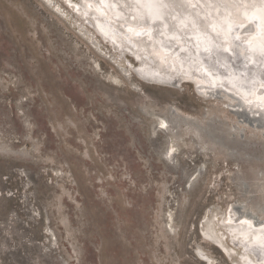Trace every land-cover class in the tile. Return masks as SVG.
<instances>
[{
  "label": "rangeland",
  "instance_id": "obj_1",
  "mask_svg": "<svg viewBox=\"0 0 264 264\" xmlns=\"http://www.w3.org/2000/svg\"><path fill=\"white\" fill-rule=\"evenodd\" d=\"M43 1L53 10L0 0V264H234L239 247L223 236L227 257L200 222L264 203V157L204 143L168 112L215 115L264 140L263 119L220 111L191 81H141L133 55L78 30L65 0Z\"/></svg>",
  "mask_w": 264,
  "mask_h": 264
},
{
  "label": "bare ground",
  "instance_id": "obj_2",
  "mask_svg": "<svg viewBox=\"0 0 264 264\" xmlns=\"http://www.w3.org/2000/svg\"><path fill=\"white\" fill-rule=\"evenodd\" d=\"M65 1L76 18L80 17L76 19L78 30L89 24L118 54L133 55L138 61L135 71L139 75L160 84L191 81L203 99L215 100L205 95L219 93L224 97L222 103L234 109L243 106L254 117L257 113L258 121L263 116L264 125V27L260 29L264 0ZM89 36L92 45L99 47L98 38ZM230 93L238 101L228 97ZM220 106V111H229ZM168 115V121L159 120L157 125L164 127L166 121L173 128L184 124L198 131L204 143L228 149L235 157L245 155L258 161L264 157L261 148L258 151L251 147H264V140L255 129L247 134L245 126L236 122H227V126L226 120L215 115H203V119L208 118L204 122L177 113ZM167 147V154L171 155L172 144ZM240 180L248 185L243 178ZM263 206L264 203L257 202L241 204L242 221L233 217L231 207L220 219L216 211L210 210L213 214L204 215L200 222L201 236L220 241L224 233L217 232L214 225H222L229 232L228 239L239 247L235 264H264V223L253 225L256 222L250 221L252 216L263 215ZM221 245L228 253L230 247Z\"/></svg>",
  "mask_w": 264,
  "mask_h": 264
},
{
  "label": "water",
  "instance_id": "obj_3",
  "mask_svg": "<svg viewBox=\"0 0 264 264\" xmlns=\"http://www.w3.org/2000/svg\"><path fill=\"white\" fill-rule=\"evenodd\" d=\"M42 2L46 5V6H48L51 10H53L52 9V7L51 6H49V5H47L43 0H42ZM56 12V11H55ZM58 15V14H57ZM60 16V15H59ZM260 22L262 23V27L260 26V29H262L263 27H264V20L262 19H260ZM81 35H82V33H81ZM83 36V35H82ZM134 74L141 80V81H143V82H146L147 84H150V85H153V86H160V87H178L181 83H183L182 81L181 82H167V83H163V84H160V83H154V82H152V81H150V80H148V79H146L145 77H143V76H141V75H139L135 70H134ZM199 94H201V93H199ZM231 95L230 96H228V97H230L231 99H234V100H236V101H238L237 100V98H232V97H236L234 94H232V93H230ZM203 95H205V94H203ZM206 97H213L214 99H215V101H218V102H221V100L222 99H224V97H222L219 93H214V94H210V95H205ZM228 103H230V102H228ZM220 104H222V106L224 107V108H226V109H228L229 110V112L230 113H232V114H234V115H240V113H242V112H244L245 110H243V106H236L235 108L236 109H234L233 108V106H231V105H229V104H226V103H220ZM205 110H208V111H210L211 113H214L215 112V109H213V107H211V108H207V109H205ZM231 110V111H230ZM209 112V113H210ZM171 113L172 114H174V113H177L178 114V112L175 110V109H171ZM260 114H262V113H260ZM185 118H190V117H186V116H184ZM255 117H257V118H259L258 116H257V113L255 114ZM262 117L263 116H261L260 117V119H262ZM184 119V118H183ZM185 120H187V119H184V121ZM190 120H193V118H190ZM167 123H169V122H167ZM234 127V126H233ZM241 137H242V135H241ZM175 144V143H174ZM177 145L175 144V147H176ZM166 156V155H165ZM238 211H240V208H239V210ZM242 213V212H241ZM203 222H205V221H203ZM214 222V221H213ZM220 224H221V222H219ZM205 224V223H204ZM215 224V223H214ZM214 226H219L220 228H221V230H222V232L224 233V236H227L228 238H229V236H228V234H229V232L227 231V229L224 227V226H222V225H218L217 223L214 225ZM200 233L203 235V233H202V230L200 231ZM212 234V233H211ZM221 237V236H220ZM229 240V239H228ZM212 242H213V244L215 245V247L217 248V249H219L223 254L225 253V255L227 256V257H230L231 256V249H228V253H226L225 251H224V249H223V247H222V245H221V243H222V238H221V240L219 241V240H211ZM230 241V240H229ZM233 243V242H232ZM236 244H237V242H235ZM234 264H235V260H234Z\"/></svg>",
  "mask_w": 264,
  "mask_h": 264
}]
</instances>
